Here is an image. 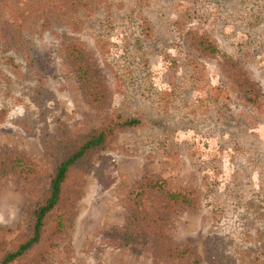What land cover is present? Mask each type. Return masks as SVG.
<instances>
[{"label": "rangeland", "instance_id": "1", "mask_svg": "<svg viewBox=\"0 0 264 264\" xmlns=\"http://www.w3.org/2000/svg\"><path fill=\"white\" fill-rule=\"evenodd\" d=\"M71 1L0 0V157L36 168L0 172V256L27 235L58 162L116 113L140 122L70 170L41 241L12 264H173L155 257L156 225L199 264H264V0ZM193 32L217 51H199ZM72 43L109 89L104 107L88 101ZM147 175L164 186L143 198L153 226L132 239L129 196ZM167 190L193 204L164 207Z\"/></svg>", "mask_w": 264, "mask_h": 264}, {"label": "trees", "instance_id": "2", "mask_svg": "<svg viewBox=\"0 0 264 264\" xmlns=\"http://www.w3.org/2000/svg\"><path fill=\"white\" fill-rule=\"evenodd\" d=\"M19 1H24L25 5H32L34 3L40 4L43 0H17V2ZM78 1L79 0H72L71 4L77 3ZM95 1L102 2L105 0ZM91 6L92 5H90V7ZM21 11L22 10L18 12L19 15L22 14ZM74 18V14H70L68 18V24L72 30L78 29V23L71 22V20ZM12 22L16 23L14 19ZM19 27L20 25L17 24L15 29L11 32L18 33ZM191 40L199 51L207 52L208 54H212L217 51L211 40L206 36L193 32ZM19 45L22 46L23 43H19ZM15 46H17L20 50H23L22 47L18 46V44H15ZM67 54L69 60L76 67L78 77L84 86V91L88 101L94 107H104L108 99H110L111 93L106 85H104L102 81L92 74L90 64L84 58V51L82 47L77 43L69 44ZM27 59H29V55H27ZM229 73L237 85L247 94V101L255 102L257 100V96L253 92L252 82L245 76V74L241 72L235 65H230ZM139 122L140 121L137 118L124 117L120 114L112 113L106 124L100 126L94 131H91L76 145L70 154L58 162L49 180L45 197L42 201L36 203L30 209V225L27 235L13 248L6 249L1 254L0 264H12L13 262L28 254L31 249L41 241L43 227L45 225L44 219L48 213L52 212L59 205L62 199L63 186L69 177L70 170L74 166L80 165V162L86 159L90 154L104 149L107 145H109L116 131L136 126L139 124ZM5 170H14L19 173L20 176L25 177L36 172L35 165L32 162L26 161L17 155L13 157H0V172ZM163 186L164 181L162 179L155 175H147L136 185L134 190H132L129 196L131 201L129 205L131 208V214L130 217L127 218L126 222L132 229V239L145 236V231L147 228L153 226L150 222L144 223V221H146L145 211L147 208L145 206L146 204L143 202V198L148 199L152 194L150 192L152 190L162 191ZM156 194H158L157 191ZM165 196L166 198H162L161 202H165L164 207L166 208H175L180 204L191 205L193 204L194 200H191L192 197L190 196L192 195L190 191L186 190H167L165 191ZM63 228V220L58 219L53 234L61 233ZM151 234L156 239L154 250L157 260H167L173 264H176L187 258L189 259V264H199L195 257L190 259L193 255V250L191 248H172L166 241V234L160 225L153 227ZM0 250H2L1 247Z\"/></svg>", "mask_w": 264, "mask_h": 264}]
</instances>
